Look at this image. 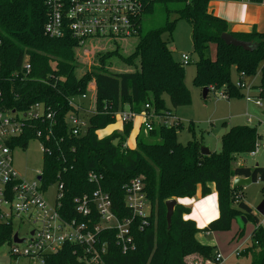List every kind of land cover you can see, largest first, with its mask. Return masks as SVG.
Segmentation results:
<instances>
[{
    "label": "trees",
    "instance_id": "1",
    "mask_svg": "<svg viewBox=\"0 0 264 264\" xmlns=\"http://www.w3.org/2000/svg\"><path fill=\"white\" fill-rule=\"evenodd\" d=\"M140 1L144 10L139 39L132 53L123 55L115 50L99 54L101 66L80 76L78 39L70 34L54 38L44 31L48 19L45 0H0V109L25 111L31 104L41 102L53 110L56 120L55 123L30 121L12 144L26 149L37 139V130L43 129L40 139L50 151L43 153L42 182L45 189L63 183L59 210L67 218H87L77 214L75 198L92 194L96 189V183L89 180V172L100 177V185L112 197L119 217L130 215L124 201L125 184L134 177H141L152 203L151 213L144 219L147 224H143L141 217L134 219L135 248L126 253L117 243L115 229L102 230L100 238L106 242L104 264H187L185 256L192 253L214 259L216 246L199 242L197 233L225 231L239 216L252 220L256 226L244 254H251V264H264V229L253 208L240 195L241 187L232 186L234 177H251L253 182H264V166L234 165L239 154L249 153L257 146L261 138L257 127L232 126L221 137V151H210L209 155L202 154L203 141L195 137L187 144L179 141L177 133L184 126L181 120L170 126L161 124L152 130L143 129L134 148L124 144L131 135L132 121L125 122L122 131L116 130L104 137L98 135V131L117 121V112L127 108L141 113L149 104L156 114L165 115L175 112L167 105L168 100L174 109L190 104L185 64L174 58L171 40L162 37L164 32H171L180 19L188 22L192 29L197 56L195 85L209 90L222 88L227 97H243L242 88L231 78L232 69L240 80L242 73L246 76L259 71L256 96L264 99V33L230 32L227 21L210 10L211 0ZM156 11L165 16L164 24L144 31L145 14ZM172 14L176 15L175 19H170ZM224 32L255 44L254 49L247 51L228 45L221 38ZM211 44L216 46L214 58ZM111 55L135 68L124 72L105 71L104 59ZM26 59L31 64L28 74L23 68ZM92 78L96 87L94 108L83 116L87 126L75 135L68 115H79L80 106L71 102L87 93ZM49 129L53 131L50 136ZM210 183L218 194L219 217L200 229L193 219L186 218L190 207L177 202L169 225L166 201L192 198L199 186L205 195L210 191ZM13 232L11 223H0V246L11 241ZM84 253L81 246L65 244L56 252L46 254L42 261L43 264H86Z\"/></svg>",
    "mask_w": 264,
    "mask_h": 264
},
{
    "label": "built area",
    "instance_id": "2",
    "mask_svg": "<svg viewBox=\"0 0 264 264\" xmlns=\"http://www.w3.org/2000/svg\"><path fill=\"white\" fill-rule=\"evenodd\" d=\"M264 4V0H261ZM48 19L44 26L45 33L54 38L70 34L79 42L86 40H126L137 36L141 29V17L144 6L140 0H45ZM189 54H183L184 64L190 61ZM26 74L31 71V64L25 60ZM244 77V73L241 75ZM237 86L246 89V100L264 107V99L253 96L250 87L243 80ZM223 96L226 94L222 93ZM1 96V90H0ZM78 106L74 99L72 102ZM145 110L137 113L131 109L117 112L115 118L123 124L142 116V126L145 130H152L155 125L170 126L179 121L174 113L156 114L145 106ZM50 120L55 123V114L44 103L31 104L25 111L16 109H0V223H11L19 228L30 227L24 232H13L9 258L11 264H43L46 254L56 252L65 244H76L84 250L86 264H104L102 256L106 252V242L101 240L102 230L115 229L117 243L123 253L135 248L132 234L134 219H147L152 210V203L145 190L141 177H134L124 186L125 205L130 211L129 216L119 217L113 208V200L108 192L100 185V177L89 172L91 182L97 187L92 194H84L75 198V209L80 217L67 218L60 213L63 198V183L57 184L56 201L50 205L45 197V187L42 182V170L37 171L33 181L22 177L14 165V139L21 136L30 121ZM68 123L73 134L77 135L87 126V120L78 114L70 113ZM37 139L42 152L50 151L41 141L43 129L37 130ZM53 134L49 129L48 135ZM259 152L258 144L250 154L255 156ZM41 176V179H38ZM143 224H147L144 220ZM18 234L22 241L16 242L14 234ZM23 233V234H22ZM236 254H240L237 250ZM224 256L217 252L214 259L196 256L189 264H222Z\"/></svg>",
    "mask_w": 264,
    "mask_h": 264
},
{
    "label": "rangeland",
    "instance_id": "3",
    "mask_svg": "<svg viewBox=\"0 0 264 264\" xmlns=\"http://www.w3.org/2000/svg\"><path fill=\"white\" fill-rule=\"evenodd\" d=\"M209 7L213 9V5ZM176 15L172 14L170 19H175ZM165 16L157 11L152 14H145L143 21V30L147 31L153 27L164 24ZM192 29L185 20H178L171 32H164L163 39L171 40L170 48L173 51V56L176 60L181 61L183 54H189L191 61L185 64V82L190 90L191 101L190 104L174 109L167 101V105L176 111L178 117L183 122L184 126L178 131L177 137L180 142L187 144L190 141L199 139L203 141L202 146L209 147L212 151H221V137L232 126L235 125H250L257 127L258 132L263 138L259 139V152L255 156L250 153H241L234 161L242 162L243 165L249 168H254L259 164L264 166V114L262 108L257 106L253 101L247 102L246 89H242L244 96H223L221 89L209 90L206 97H204L203 89L194 84V77L196 74V60L197 56L194 53L192 43ZM138 35L129 37L126 40H86L79 42L76 48L77 59L81 64L78 74L81 76L86 72L92 70L95 66H101L99 62V54H106L108 52H115L120 50L123 55L132 53L135 45L138 42ZM211 57H215V44H211ZM102 67L108 72H124L134 69V66L125 64L116 55H111L104 59ZM231 78L235 84L239 80V76L235 69H232ZM247 86H258L260 83L259 71L254 75H246L243 77ZM95 81L92 78L89 81L87 93L74 98V102L79 105V117L90 112L94 107L93 99L95 97ZM256 89V88H255ZM257 92V90H256ZM91 108V109H90ZM118 122V121H117ZM115 124V123H114ZM109 126V130L116 125ZM144 129V128H143ZM105 129L100 130V136H104ZM14 165L19 174L26 180L33 181L37 177V171H41L43 167V152L41 144L38 140H32L26 149L22 147H15L13 149ZM233 182V181H232ZM233 186V184H232ZM209 193L203 195L201 187L199 186L196 195L192 198L186 199L182 204L190 207L191 212L188 214L190 219H193L198 228H205L211 221L219 217V206L217 204L216 190L213 183L209 184ZM57 184H52L45 189L44 197L50 205H54L56 201ZM240 195L243 200L247 202L258 214L257 207L264 200V182H252L249 185L241 187ZM260 216V224L264 228V216ZM255 224L252 220L245 223L243 216L237 217L231 225V228L225 231H199L196 238L199 242L207 245L217 244L215 251L218 250L226 259L222 264H250V254L235 256V250L248 240ZM30 227H21L14 225V231L20 230L24 232ZM239 234L236 237V234ZM23 234V233H22ZM10 245L5 244L0 246V264H11L9 258ZM234 254V255H233ZM200 256V254H188L185 256L186 261L191 262L192 259Z\"/></svg>",
    "mask_w": 264,
    "mask_h": 264
},
{
    "label": "crops",
    "instance_id": "4",
    "mask_svg": "<svg viewBox=\"0 0 264 264\" xmlns=\"http://www.w3.org/2000/svg\"><path fill=\"white\" fill-rule=\"evenodd\" d=\"M210 4L213 5V9L210 8V10H212L215 13V15H217L220 18H222V19L227 21L230 32H244V33H248V32H251L253 30H256L257 32L264 33V4L263 3H261V2H250L249 0H237V1L211 0ZM215 56H216V46H215ZM190 58H191V56H190ZM242 80L244 81V78ZM249 87H250V93L253 96H256L258 94V90L259 89L255 85H251ZM256 90H257V92H256ZM208 92H209V90H208ZM208 92H207V94H208ZM94 99H95V97H94ZM94 99H93V102H94ZM247 102H251V101L247 100ZM261 108H262V112L264 114V107H261ZM174 114L178 117L176 111L174 112ZM179 120H181V119L179 118ZM117 121L115 122L114 125H116V123H117L118 125L120 124V126H115L114 128H111L109 130L108 129L109 126L111 127L113 124L109 125L108 127L105 128L106 133H105L104 136L109 135L113 131H116V130H118V131H122L123 130L124 124L122 122H120L119 120H117ZM142 121H143V117L142 116H138L134 120L133 129H132L131 135L124 142V144L126 146L131 147V148H134L136 146L137 137H138L139 133L143 130ZM99 132L100 131H98V135L100 136ZM104 136H100V137H104ZM261 138H263L262 135H261ZM258 145H259V143H258ZM209 150L212 151L210 148H209ZM251 156H253V155H251ZM235 166L237 167V166H245V165H243L242 162H237V164H235ZM257 166H260V165L257 164ZM235 178L236 177H234L233 180ZM245 178H247V177H245ZM232 184H233V182H232ZM241 187H243V186H241ZM216 198H217V204H218V194H217V192H216ZM186 199H188V197L187 198L176 199V200H177V202L183 203V202L186 201ZM253 211H254V214L257 215V217L260 220V216H258V215H261V214L260 213L257 214L254 209H253ZM186 218H190L189 215ZM244 219L245 218H243V220ZM247 221L248 220L245 219V223ZM254 228L252 229V231L254 230ZM252 231H251V233H252ZM209 232H212V231H207V233H209ZM251 233H250L249 239L245 240L243 242V244L241 246H239L235 250V253H234L235 256L237 255L239 257L241 255H244V252H243L244 249L247 248L250 245V242H251ZM239 234L237 233L236 237ZM213 246H217V244L214 242ZM237 250L240 251V254H236ZM216 252H219V251L216 250ZM248 254H250V253H247L246 255H248ZM200 256H202V255H200ZM250 260H252L251 254H250ZM185 261H186V259H185ZM225 261H226V259H225ZM187 264H188V262H187ZM250 264H251V262H250Z\"/></svg>",
    "mask_w": 264,
    "mask_h": 264
},
{
    "label": "water",
    "instance_id": "5",
    "mask_svg": "<svg viewBox=\"0 0 264 264\" xmlns=\"http://www.w3.org/2000/svg\"><path fill=\"white\" fill-rule=\"evenodd\" d=\"M221 38L228 45L242 47L244 50H247V51H251L255 47V44H253L251 42H247V41L240 40V39L236 38L233 34H231L229 32L222 33L221 34ZM208 90H209L208 87L203 88L204 97H206ZM118 141H119V138L116 139L114 141V143L117 144ZM201 152L204 155H209L210 154V150L206 146H202L201 147ZM38 179H41V176H38ZM251 182H252V178L251 177H247V178H245V177H236L233 180V188H237V187L249 185ZM176 204H177V200L176 199H170V200L166 201V207H167V215H166V218H167V222H168L169 225L171 224V219H172V216H173V213H174V208H175V205ZM257 212L260 213L261 215H264V200L257 207ZM13 239L16 242L17 241L18 242L22 241L21 239H19L17 233L14 234Z\"/></svg>",
    "mask_w": 264,
    "mask_h": 264
}]
</instances>
